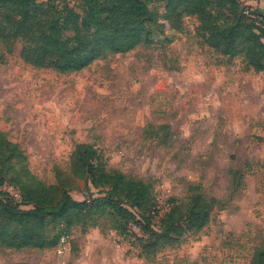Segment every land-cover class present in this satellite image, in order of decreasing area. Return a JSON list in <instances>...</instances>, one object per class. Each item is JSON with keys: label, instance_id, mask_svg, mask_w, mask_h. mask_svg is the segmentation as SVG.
I'll return each mask as SVG.
<instances>
[{"label": "rangeland", "instance_id": "374dc122", "mask_svg": "<svg viewBox=\"0 0 264 264\" xmlns=\"http://www.w3.org/2000/svg\"><path fill=\"white\" fill-rule=\"evenodd\" d=\"M240 1L264 13L262 0ZM148 5L155 21L135 49L77 72L29 65L21 42L0 41V129L32 173L76 200L87 191L77 146L90 145L107 172L151 182L161 213L200 186L216 199L209 224L144 259L103 220L76 227L62 253L0 245V264H253L264 249V72L208 45L184 7ZM11 175L0 166V191L13 189Z\"/></svg>", "mask_w": 264, "mask_h": 264}, {"label": "trees", "instance_id": "16d2710c", "mask_svg": "<svg viewBox=\"0 0 264 264\" xmlns=\"http://www.w3.org/2000/svg\"><path fill=\"white\" fill-rule=\"evenodd\" d=\"M148 2L0 0V41L21 42L20 57L29 65L77 72L104 54L135 49L148 23L155 21ZM167 7L173 13L184 7L187 15L197 17L208 45L230 57L242 55L255 71L264 72V25L244 13L240 0H167ZM77 152L87 181L82 200L32 173L25 151L0 129V166L13 172L4 178L19 194L17 199L9 190L0 191L1 246L56 248L62 236L72 238L76 227L87 232L100 228L104 220L110 230L134 240L138 257L147 259L209 224L216 199L207 198L200 186H191L186 201H171L161 213L151 182L118 170L107 172L102 155L90 145H78ZM155 214L160 215L158 227L153 224ZM133 224L141 235L128 233ZM253 264H264V249L257 250Z\"/></svg>", "mask_w": 264, "mask_h": 264}, {"label": "built area", "instance_id": "2783aa9c", "mask_svg": "<svg viewBox=\"0 0 264 264\" xmlns=\"http://www.w3.org/2000/svg\"><path fill=\"white\" fill-rule=\"evenodd\" d=\"M244 13L251 18L257 19L260 23H263L264 25V13H260V15L255 16L253 12L249 11L248 9H245ZM11 190L10 191L16 196V198L19 199V194L17 193V191L14 188ZM136 228H137V225H134V224L131 225L130 229L128 230V233L135 231ZM70 241H71V237L69 235L62 236V238L60 239L58 248H57L59 253L64 252L68 248V246L70 245Z\"/></svg>", "mask_w": 264, "mask_h": 264}, {"label": "crops", "instance_id": "0c3cea01", "mask_svg": "<svg viewBox=\"0 0 264 264\" xmlns=\"http://www.w3.org/2000/svg\"><path fill=\"white\" fill-rule=\"evenodd\" d=\"M261 1V0H260ZM263 1V4L262 3H260V5H261V7H263L264 8V0H262ZM252 2H254V3H258L257 2V0H253ZM248 4H252V3H249V2H247Z\"/></svg>", "mask_w": 264, "mask_h": 264}]
</instances>
